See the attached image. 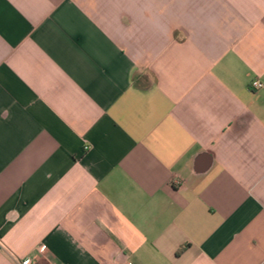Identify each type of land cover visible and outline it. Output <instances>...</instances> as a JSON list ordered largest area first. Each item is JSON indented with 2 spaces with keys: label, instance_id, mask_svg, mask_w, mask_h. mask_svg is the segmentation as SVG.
<instances>
[{
  "label": "crops",
  "instance_id": "crops-1",
  "mask_svg": "<svg viewBox=\"0 0 264 264\" xmlns=\"http://www.w3.org/2000/svg\"><path fill=\"white\" fill-rule=\"evenodd\" d=\"M24 258L264 264V0H0V264Z\"/></svg>",
  "mask_w": 264,
  "mask_h": 264
},
{
  "label": "built area",
  "instance_id": "built-area-1",
  "mask_svg": "<svg viewBox=\"0 0 264 264\" xmlns=\"http://www.w3.org/2000/svg\"><path fill=\"white\" fill-rule=\"evenodd\" d=\"M251 88L252 89H260V88H262V84H260L258 81H253L251 83ZM19 264H35V263L33 262V260L31 258H24L23 260H21L19 262ZM127 264H133V263L129 262Z\"/></svg>",
  "mask_w": 264,
  "mask_h": 264
}]
</instances>
